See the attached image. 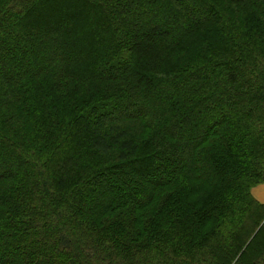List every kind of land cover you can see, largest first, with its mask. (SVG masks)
<instances>
[{
    "label": "trees",
    "instance_id": "1",
    "mask_svg": "<svg viewBox=\"0 0 264 264\" xmlns=\"http://www.w3.org/2000/svg\"><path fill=\"white\" fill-rule=\"evenodd\" d=\"M263 182L264 0H0V264H264Z\"/></svg>",
    "mask_w": 264,
    "mask_h": 264
},
{
    "label": "crops",
    "instance_id": "2",
    "mask_svg": "<svg viewBox=\"0 0 264 264\" xmlns=\"http://www.w3.org/2000/svg\"><path fill=\"white\" fill-rule=\"evenodd\" d=\"M251 193L257 201L264 203V182L253 186Z\"/></svg>",
    "mask_w": 264,
    "mask_h": 264
},
{
    "label": "rangeland",
    "instance_id": "3",
    "mask_svg": "<svg viewBox=\"0 0 264 264\" xmlns=\"http://www.w3.org/2000/svg\"><path fill=\"white\" fill-rule=\"evenodd\" d=\"M175 21H177V20H175ZM171 37H172V35H171ZM171 37H170V35H169V38H167V41L168 40H170L171 39ZM64 50V51H63ZM62 55H64V56H66V52H65V49H62V52H60Z\"/></svg>",
    "mask_w": 264,
    "mask_h": 264
}]
</instances>
